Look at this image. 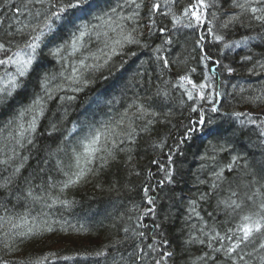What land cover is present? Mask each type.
<instances>
[{
    "label": "trees",
    "instance_id": "16d2710c",
    "mask_svg": "<svg viewBox=\"0 0 264 264\" xmlns=\"http://www.w3.org/2000/svg\"><path fill=\"white\" fill-rule=\"evenodd\" d=\"M190 2L194 0H177L175 5L166 3V0H143L139 24L143 33L141 41L148 44V47L133 46L135 56L117 58L111 74L107 70L104 72L107 79L99 78V73L93 74L90 77L93 82L83 90L56 92L53 99L47 101L46 115L34 134L35 146H28L25 150L17 149L22 156L29 157L21 175L9 186L10 190H0V217L12 216L15 219L19 215H25L30 223L35 218L37 223L45 227L50 225L52 230L23 242L21 237H15L16 250L9 252L4 248V244L8 242L4 237V232L8 229L5 225L0 229V260H5L8 264H33L48 256L49 259L44 264H133L134 253L143 249L144 253L150 255L135 261V264H154L153 258H159V253L164 251L173 255L165 257L163 264H192L193 260L206 253L216 258V264H224L222 254L211 253L206 244H186L185 241L190 235L200 236L201 227H205L207 231L209 227L215 226L223 234L239 223V214L230 216L223 205H218L219 200L230 195L229 184L224 183L219 189L211 190L213 172L230 163L233 156L239 157V160L232 172L225 173L233 189L242 182L252 180L253 175L264 183L261 180L264 176V143L261 142L264 137L260 136L259 127L264 122V115L257 114L260 109H264V102L252 103L247 99L261 94L260 90L264 88V71L258 66L254 67L256 61L264 63V40L261 39L264 28L255 21H246L243 27L235 24L228 29H220L219 24L226 19L225 13L231 14L238 10L230 6L231 0H219L220 11L217 12L215 23L225 36V41L232 44L245 37L254 39L249 40L247 47L233 45L223 48L221 44L204 42L203 46L212 60H219L221 63H201L200 56L203 53L196 41L201 34H207L206 26L202 25L195 30L185 28L183 24L188 22L186 18L180 23H174L170 14L164 15L171 7L179 17ZM20 3L21 0H10L5 4V0H0V21H3L0 24V40L4 39L9 24L15 23L14 5L19 6ZM123 3L124 0H92L91 14L85 20L98 24L100 21L93 19L94 16H101L106 20L107 16L104 14ZM153 3H159L161 7L157 13L149 16ZM128 12V9H124L121 14L127 15ZM20 19L23 20L24 17L21 16ZM149 26L154 29L151 35L148 34ZM161 27L166 29L163 34L158 31ZM102 39L98 41L93 34L91 39L85 41L87 49L96 52L103 47ZM165 39H171L172 43L163 45ZM208 40L211 41L210 36ZM18 41L22 43L17 36L13 41V52ZM161 45L163 48L160 55L169 60L170 70L163 69L162 63L156 61L153 54V49ZM85 54H88L87 51ZM244 56H251L252 60L245 61L242 59ZM205 64L212 71H208ZM223 65L233 67L235 72L229 75L223 71ZM192 67L197 68L195 73L190 74L194 82L203 81V76L207 73L213 76L211 82L222 95L218 98L216 107L219 111L216 113L210 112V106L201 102L205 109V123L196 124L198 130L181 143L189 121H197L199 113L190 112L189 105L193 102L188 101L182 90L173 85L177 83V73L183 74L184 69ZM42 68L57 76L52 82L53 88L62 83L59 74L64 69L57 59L45 58ZM253 68L254 71L250 72L249 69ZM3 72L4 69L0 68V75ZM137 72H143L144 75L137 76ZM241 88L245 89L243 93L240 92ZM158 92L160 95H157ZM37 93L43 94L36 73H33L26 91L18 90L7 104L0 105V160L12 155L15 147L12 141L14 124L10 125L9 121L14 120L21 106L29 104ZM64 96H74V99L62 101L60 97ZM137 96L151 105L150 111H155L157 116L151 125V131L142 134L133 146L130 153L132 158L129 160L128 155L121 154L119 162H114L98 175L89 176L75 187L66 189L61 199L69 201V206L49 200V195L55 198L59 194V183L65 179L56 167L57 160H63L65 164L69 162L64 152L58 151V148L67 147L70 153L78 138L76 133L69 136V131L74 126H84L86 130L90 124L98 126L110 117H117ZM234 112L251 114L256 119V124L248 123L247 116L237 118L232 115ZM209 119L211 123L208 122ZM241 120L245 123L241 124ZM50 123H57L59 127L52 135H49ZM66 136L69 137L67 141L64 140ZM221 145L227 150L221 151ZM170 154L171 162L168 159ZM213 156L215 160L211 159ZM44 160H48V163L44 164ZM153 161L157 163L154 164ZM15 163L0 164V182L11 174ZM41 168L44 169L43 172H40ZM162 168L172 169L171 183H160L165 176ZM26 178L30 184L26 183ZM50 184H55L56 187H50ZM29 186L34 194L42 197L39 201L27 197ZM145 188L148 189V196L154 198V205L147 203ZM202 194H207V197L201 199ZM191 201L197 202L196 211L202 220L192 213ZM49 204L52 206L49 207ZM148 208H154V211L143 215ZM44 221L47 225H43ZM125 228L129 229L127 233L123 230ZM134 231L143 232L144 236L137 238ZM115 241L121 243L114 245ZM149 244H154L157 252L152 253L147 247ZM100 250L104 251V256L97 257L95 253ZM259 254H264V250L253 253V256ZM208 264H212V261ZM252 264L261 262L257 258L252 260Z\"/></svg>",
    "mask_w": 264,
    "mask_h": 264
},
{
    "label": "snow or ice",
    "instance_id": "6c2138e0",
    "mask_svg": "<svg viewBox=\"0 0 264 264\" xmlns=\"http://www.w3.org/2000/svg\"><path fill=\"white\" fill-rule=\"evenodd\" d=\"M9 2L10 0H5V4ZM176 2L177 0H166V3L170 5H175ZM142 6L143 0H124L123 4H118L110 9V13L104 14L107 16L106 20L101 16H94L93 19L100 21V23L93 24L90 20H85L91 14L92 0H21L19 6L14 5L15 23L9 24V30L4 33V39L0 40V56H2L0 58V68L4 69L3 75H0V105L7 104L9 98H14V94L18 90L26 91L33 79V73H36V79L43 94H35L29 104L21 106L14 120L9 121L10 125L14 124L12 141L15 147L12 149V155L8 156L7 159L0 160V164L16 163L11 174L0 182V190H10L9 186L21 175V170L29 157L22 156L17 149L25 150L28 146H35L34 134L37 132L41 119L46 115L47 101L52 100L56 92L63 90L81 91L93 82L90 77L96 73L100 74L99 78L107 79L104 72L107 70L111 74L117 58H122L125 55L135 56L136 52L132 50L133 46L136 48L148 47V44L141 41L143 33L139 20ZM230 6L238 11L231 14L225 13L226 19L219 24L220 29H228L235 24L243 27L246 21L249 23L255 21L264 28V0H231ZM160 7L159 3H153L149 9V16L157 13ZM212 8H216L217 11L210 12L209 10ZM124 9L129 10L127 15L121 14ZM218 11H220L219 0H194V2H190L183 8L179 17L176 12L172 11L171 7L168 13H164L166 16L170 14L174 23H180L182 19L186 18L188 22L183 24L185 28L195 30L202 25L206 26L207 34H201L196 41L197 47L203 53L200 56L201 63L204 61H210L214 65H220L221 63L219 60H212V57L203 46L204 42L221 44L223 48H229L233 45L247 47L249 40L254 39L245 37L241 41L232 42V44L226 42L225 36L216 27L215 22L218 18ZM21 16L24 17L23 20L20 19ZM2 23L3 21H0V24ZM154 23L153 21V25ZM13 28L14 31H12ZM98 29L106 30L99 31ZM153 30V26H149L148 34L151 35ZM158 31L163 34L166 29L161 27ZM93 34H95L98 41L103 38V47L98 48L96 52L89 51L85 44L86 39H91ZM17 36L21 38L22 43L20 41L16 42L14 45L16 50L13 52V41ZM209 36L211 41L208 40ZM261 39L264 40V36ZM171 43V39H165L163 45ZM163 45L154 48L153 54L156 61L162 63L163 69L170 70L169 60L160 55ZM86 51L87 55L85 54ZM45 58L57 59L64 69L59 74L62 83L56 85L55 88L51 85L57 79V76L49 74L47 69L42 68ZM242 59L251 61L252 57L244 56ZM255 66L264 71V63L256 61ZM205 68L212 71L207 64H205ZM196 71L197 68L192 67L184 69L183 74L177 73V83L173 85L174 88L182 90L188 101L193 102L189 105L190 112L199 113L197 121H189V126L181 143L189 139L190 134L198 130L195 127L196 124L203 125L205 123V109L201 102H205L210 106L208 109L210 112L216 113L219 111L216 104L222 93L217 91L212 84L213 76L205 73L203 81L196 83L190 75ZM223 71L231 75L235 72V69L229 65H223ZM249 71L253 72L254 68L249 69ZM136 75L143 76L144 73L137 72ZM186 85L191 87H186ZM244 91V88L240 89L241 93ZM260 91L261 94L247 97V99L252 103L256 101L264 102V88ZM157 95H160V93L158 92ZM164 95H167V93ZM60 99L70 101L74 99V96H64ZM181 103L183 104L184 101H181ZM197 105L201 106L197 107ZM150 108L151 105H147L137 96L115 118L110 117L98 126L90 124L87 126L86 131L84 126L79 128L74 126L69 131V136L76 133L78 138L73 144L71 152H68L67 147L58 148V151L64 152L69 161L65 164L63 160L58 159L56 163L57 169L63 173L65 179L59 183V194L55 198L49 195L48 199L52 200L53 203L59 202L67 207L70 202L61 199V195L66 189L75 187L82 181H86L89 176L98 175L114 162H119L121 154L128 155L130 160L133 146L137 144L138 138L142 134L151 131V125L157 116V113L150 111ZM232 115L237 118L247 116L248 123L256 124V119H253L251 114L234 112ZM208 122L211 123V120L209 119ZM240 123L244 124L245 121L241 120ZM259 127L261 128L260 136L264 137V122ZM58 130L57 123H50L49 135ZM68 139L67 136L64 138L65 141ZM261 142L264 143V141ZM177 149L179 150V145H177ZM220 150L226 151L227 149L224 145H221ZM168 159L170 162L172 161L171 154ZM211 159L215 160V156ZM238 160L239 157L233 156L230 163L219 167V170L213 172L211 190L219 189L224 183L229 184L230 195L226 199L219 200L218 205H223L230 216L239 214V223L235 227L228 228L223 234L217 231L215 226L209 227L207 231H205V227H201L199 229L200 236L190 235L185 243L206 244L211 253L222 254L224 264H252V260L257 258L261 264H264V254L253 256V253H260V250H264V183H261L253 175L252 180L242 182L233 189L225 173L226 171L232 172ZM43 163L47 164L48 160H44ZM153 163L157 162L153 161ZM162 170L165 171V176L160 183L163 184L165 181L171 183L172 169L162 168ZM43 171L44 169L41 168L40 172ZM261 180H264V176L261 177ZM26 183L30 184L27 178ZM257 184L259 187H255ZM50 187H56V185L50 184ZM253 187L255 190H252ZM26 195L35 201L42 198L34 194L31 186L28 187ZM145 196L149 205L155 204L154 198L148 196L147 188H145ZM206 197L207 194L201 195V199ZM48 206L51 207L52 205L49 204ZM190 207L192 213L202 220L196 211L197 202L191 201ZM153 211L154 208H148L143 215ZM5 225L8 226V229L4 232V237L8 242L4 244V248L9 252L16 250L15 237H21V242H23V240L41 235L44 231L52 230L50 225L47 227L42 226L37 223L35 218L30 223L25 215H19L15 219L12 216L0 217V229H3ZM43 225H47V222L44 221ZM156 227H159V225ZM123 230L125 233L129 231L128 228ZM133 234L137 238L144 236L143 232L136 233L134 231ZM118 243H121V241H115L114 245ZM163 243L166 244L167 241H163ZM137 247L139 248V245ZM147 247L152 253L157 252L154 244H149ZM249 248L251 250H248ZM95 255L97 257L104 256V251H97ZM146 255H150V253H144L143 249L135 252L133 264L137 260H142ZM172 255L173 253L168 251L159 253V258H153L154 264H163L164 258ZM48 259V256H44L33 262V264H44V261ZM60 259H70V257H60ZM210 260L212 264H216V258L210 253H206L204 256L193 260L192 264H208ZM0 264H8V262L0 260Z\"/></svg>",
    "mask_w": 264,
    "mask_h": 264
},
{
    "label": "water",
    "instance_id": "95a60500",
    "mask_svg": "<svg viewBox=\"0 0 264 264\" xmlns=\"http://www.w3.org/2000/svg\"><path fill=\"white\" fill-rule=\"evenodd\" d=\"M258 114H259V115H262V114H264V113L262 112V110H259V111H258Z\"/></svg>",
    "mask_w": 264,
    "mask_h": 264
},
{
    "label": "rangeland",
    "instance_id": "374dc122",
    "mask_svg": "<svg viewBox=\"0 0 264 264\" xmlns=\"http://www.w3.org/2000/svg\"><path fill=\"white\" fill-rule=\"evenodd\" d=\"M93 7H94V6H93ZM94 8H96V7H94ZM92 16H93V14H92ZM260 110H262V112L264 113V109H260ZM86 130H87V129H86ZM86 130H85V131H86Z\"/></svg>",
    "mask_w": 264,
    "mask_h": 264
}]
</instances>
